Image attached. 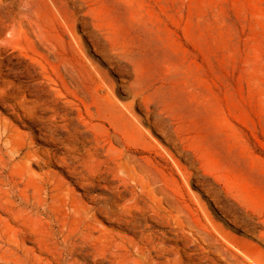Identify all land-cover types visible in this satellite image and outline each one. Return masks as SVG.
<instances>
[{"label": "rangeland", "instance_id": "1", "mask_svg": "<svg viewBox=\"0 0 264 264\" xmlns=\"http://www.w3.org/2000/svg\"><path fill=\"white\" fill-rule=\"evenodd\" d=\"M0 88L44 160L0 264H135L147 235L187 262L200 234L264 264V0H0Z\"/></svg>", "mask_w": 264, "mask_h": 264}, {"label": "bare ground", "instance_id": "2", "mask_svg": "<svg viewBox=\"0 0 264 264\" xmlns=\"http://www.w3.org/2000/svg\"><path fill=\"white\" fill-rule=\"evenodd\" d=\"M18 1L22 3L24 0ZM13 3H15V6L20 5L17 1H14ZM32 19L33 16L31 15L29 19L30 22L33 21ZM15 25L16 22H13L11 26L15 27ZM7 41H9V39H7ZM1 97H9V94L2 88H0V98ZM11 108H13L14 111V108L22 109L29 117H32L34 120L38 119L36 114H34L33 109L25 106L21 102H17V104H14L13 106H11ZM26 146L27 145L24 139H22L20 135L10 132L9 128L6 126H2L0 121V212L7 215V218L1 219L0 217V229L2 230L0 231V237H3L7 234L5 227L11 225L12 222H16L17 225L22 226L24 223V216L29 215L31 218H33L32 220L34 221V217L37 215L38 206L40 202V189L38 181L39 175L36 172L32 171L31 168L36 161L44 160L39 158L37 154H34L32 151L24 152ZM19 156L21 157V159L17 162H13L14 159ZM104 166L106 167V169L104 170V175L110 174L112 177L119 176V171L122 170L121 168L127 169L129 167V165L125 163L121 166L118 165L117 167L112 166L111 168L108 166V162L106 161H104ZM16 167L18 168L16 169ZM27 177L29 178V182L30 180H32V197L29 196L25 187L22 188L20 186V184L23 183ZM89 185H91V183H89ZM22 186L24 185L22 184ZM18 191H20V201L16 203L13 200V197L16 195L18 196ZM28 205L32 206L30 210L26 209ZM106 212L109 213L107 208ZM130 214L131 216H134L132 212H130ZM34 228L36 232L38 229H36V226H34ZM181 234L184 233L182 231L175 230L176 238L179 239L181 237L185 241V248H190L192 244H195V241L189 236ZM200 235V240L204 241L205 245L209 247V249L206 250L202 245H200V247L204 249L203 254L200 256L198 253L191 252L187 255V262L181 260L179 247H156L157 243L151 236H143L140 240L141 244L137 243L136 245L138 258H135L132 263L219 264L217 261H215L209 256V252H211V247L216 248V245H223L225 246L224 249H216L214 251L222 257L226 264H250L249 257L245 250H242L239 246H237L235 242L233 243L226 236H221L214 240H210L211 238L208 239L205 238L203 234ZM154 249L158 250L156 254H154L153 252ZM170 253L173 255H171ZM160 257L165 259L164 262L158 260V258Z\"/></svg>", "mask_w": 264, "mask_h": 264}]
</instances>
